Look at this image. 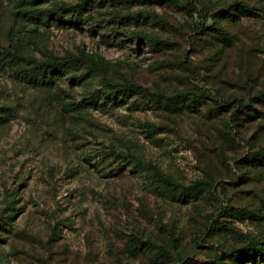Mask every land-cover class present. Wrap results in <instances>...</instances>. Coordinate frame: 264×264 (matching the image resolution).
Segmentation results:
<instances>
[{"label": "rangeland", "instance_id": "374dc122", "mask_svg": "<svg viewBox=\"0 0 264 264\" xmlns=\"http://www.w3.org/2000/svg\"><path fill=\"white\" fill-rule=\"evenodd\" d=\"M55 1L49 14L79 21L34 29L0 0V264H235L231 249L264 240V0ZM17 54L102 65L49 86ZM104 75L148 96L85 103ZM112 149L151 160L177 191Z\"/></svg>", "mask_w": 264, "mask_h": 264}, {"label": "trees", "instance_id": "16d2710c", "mask_svg": "<svg viewBox=\"0 0 264 264\" xmlns=\"http://www.w3.org/2000/svg\"><path fill=\"white\" fill-rule=\"evenodd\" d=\"M131 4H146L151 3L153 0H125ZM13 7L16 9L17 13L22 15V19L27 22V24L32 25L33 28H40L45 21H49V18L55 19H65L67 21L75 22L79 21L77 17L73 14L65 11L59 6L69 5L63 0H56L55 5L56 10H52L49 14V0H11ZM48 4V6H47ZM191 5L189 3L188 7ZM228 11L234 13L233 11H249V7L243 3H236L234 6L229 5ZM195 10V9H194ZM204 16L203 13H200ZM233 16V15H232ZM218 21V20H217ZM135 37V35L133 36ZM157 39L155 38V41ZM14 58V57H12ZM20 59L25 62V65L31 67L35 70L33 80L40 82V80H49V86L53 84L54 81L58 79L60 75L70 74L71 69L79 68L82 64L86 63L90 71H100L101 62L99 60L93 59V57H78L74 54H67L64 58L53 59L51 56H45L43 59H38L31 54H17L15 59ZM10 62L12 59L9 60ZM64 61V62H63ZM77 78L74 74L72 79ZM104 82L103 86L99 90L88 91L84 96V102L88 104L95 105L104 100V98H116L119 91H135L143 96H148V90L142 88L139 85L127 83L124 90L120 88L115 89L112 82L107 80L105 75L101 78ZM71 108L79 109L82 107L79 102L71 101L65 103ZM250 104L237 103V108L240 110L243 108H248ZM111 155L117 160H121L125 167H130L133 170L143 172L147 174L153 183L161 187L162 189H167L169 192L174 193L177 191L174 181L169 174L163 172L154 162L151 160H146L143 156L133 153V152H118L116 150L110 151ZM257 160L264 164V149L257 156ZM201 187L200 182H194L191 186H182L184 192L192 193L198 191ZM229 258L235 264H242L244 262H250L255 264L257 262H264V240H259L257 238H248L240 246L231 249L229 253ZM247 260V261H246Z\"/></svg>", "mask_w": 264, "mask_h": 264}]
</instances>
